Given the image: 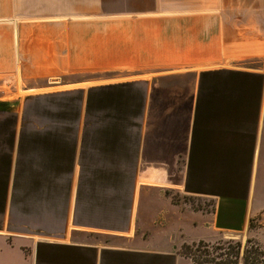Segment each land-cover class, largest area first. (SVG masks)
Here are the masks:
<instances>
[{"label": "crops", "instance_id": "crops-1", "mask_svg": "<svg viewBox=\"0 0 264 264\" xmlns=\"http://www.w3.org/2000/svg\"><path fill=\"white\" fill-rule=\"evenodd\" d=\"M20 53L115 76L0 98V264H178L166 191L210 201L213 231L263 209L264 72L237 64L264 61V0H0L21 86Z\"/></svg>", "mask_w": 264, "mask_h": 264}, {"label": "rangeland", "instance_id": "rangeland-1", "mask_svg": "<svg viewBox=\"0 0 264 264\" xmlns=\"http://www.w3.org/2000/svg\"><path fill=\"white\" fill-rule=\"evenodd\" d=\"M19 60V66L21 67L22 76V84L20 86L19 79V71L16 70V77L14 75L13 69L7 72H0V98H17L22 96L23 92L27 89H39L43 87L50 86L49 82H71L74 80H82V79H94L98 77H113L115 75L112 74H90L88 76H81L76 78H63L59 79L52 78V74H48V78L41 77L40 73H45V69H53V72L56 73L55 67H66L69 62L66 61V58L69 55H53V54H24L20 53L17 55ZM29 59L32 62V68H29V72L27 69H24L26 65L29 64ZM264 61L262 60H250V61H241L237 65L246 68H259L263 69L264 72ZM263 67V68H261ZM52 72V73H53ZM60 73V71H58ZM27 73V74H26ZM50 76V77H49ZM28 78V79H26ZM50 78V79H49ZM17 80V81H16ZM27 81V82H26ZM20 86V87H19ZM21 88V89H20ZM22 90V91H21ZM260 172L264 173V167H260ZM260 184V182H259ZM165 197L167 198L165 201L163 197L159 195L153 196V210H161L166 211V208L172 212H169L171 215H175L174 227L162 229L160 232L163 233V236L170 237L171 245L173 246L176 254L178 256V264H198L194 255V249L188 248L191 247L192 243H197L198 241L190 240L189 237L194 236H207V243L209 245H216L217 243H221L222 241H239L241 246H244L247 240L255 242L264 247V198L262 195L261 204L263 205V209L257 215L252 214L251 218L249 217L247 220L246 228L240 233H228L221 231H213L210 228L209 221L211 219V214L213 210L212 203L208 200H201L197 198H191L187 196H182L174 191H166ZM159 197L161 198L159 200ZM178 219H183V222H178ZM155 230H159V223H154ZM183 224L190 225L192 224V229L188 230L186 235L181 233V229ZM202 224V228H200ZM177 227V228H176ZM178 229V231H177ZM197 229V230H195ZM206 229V230H205ZM173 230V231H172ZM151 231H147V233H136V235L128 240H123L122 244L127 246H138L143 244L148 240V236H151ZM157 232V231H156ZM174 233V234H172ZM176 236L173 238L172 236ZM178 236V237H177ZM172 237V238H171ZM190 245V246H189ZM188 246V247H187ZM195 262H194V261Z\"/></svg>", "mask_w": 264, "mask_h": 264}, {"label": "trees", "instance_id": "trees-1", "mask_svg": "<svg viewBox=\"0 0 264 264\" xmlns=\"http://www.w3.org/2000/svg\"><path fill=\"white\" fill-rule=\"evenodd\" d=\"M188 248L194 249L198 264H264V247L250 240L244 246L239 241H222L216 245L198 241Z\"/></svg>", "mask_w": 264, "mask_h": 264}]
</instances>
